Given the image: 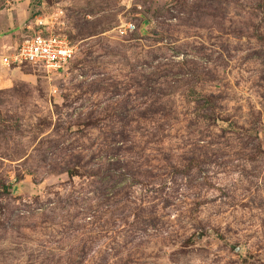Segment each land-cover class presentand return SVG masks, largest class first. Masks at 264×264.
<instances>
[{
    "label": "rangeland",
    "instance_id": "1",
    "mask_svg": "<svg viewBox=\"0 0 264 264\" xmlns=\"http://www.w3.org/2000/svg\"><path fill=\"white\" fill-rule=\"evenodd\" d=\"M37 26L76 50L0 63V264H264V0H0V56Z\"/></svg>",
    "mask_w": 264,
    "mask_h": 264
},
{
    "label": "built area",
    "instance_id": "2",
    "mask_svg": "<svg viewBox=\"0 0 264 264\" xmlns=\"http://www.w3.org/2000/svg\"><path fill=\"white\" fill-rule=\"evenodd\" d=\"M134 29L133 23L122 21L115 27V32L124 35ZM42 30L46 33L32 32L22 37L9 54L0 56V63L15 67L24 63L35 64L52 72L62 69L72 59L75 45L63 34Z\"/></svg>",
    "mask_w": 264,
    "mask_h": 264
},
{
    "label": "trees",
    "instance_id": "3",
    "mask_svg": "<svg viewBox=\"0 0 264 264\" xmlns=\"http://www.w3.org/2000/svg\"><path fill=\"white\" fill-rule=\"evenodd\" d=\"M34 32H36V33H38V34H44V33H46L45 31H43V30H41V28H38V31L36 30V31H34ZM69 39V38H68ZM74 57V56H73ZM72 57V58H73Z\"/></svg>",
    "mask_w": 264,
    "mask_h": 264
}]
</instances>
